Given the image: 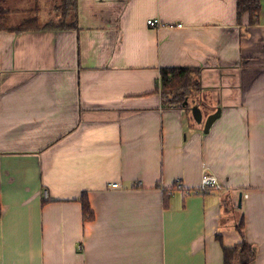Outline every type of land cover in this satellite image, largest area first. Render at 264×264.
I'll return each instance as SVG.
<instances>
[{
	"label": "crops",
	"instance_id": "1",
	"mask_svg": "<svg viewBox=\"0 0 264 264\" xmlns=\"http://www.w3.org/2000/svg\"><path fill=\"white\" fill-rule=\"evenodd\" d=\"M33 1L46 25L58 0ZM262 4L77 0V28L0 29V264H224L241 219L264 264ZM177 65L201 68L188 107L159 91Z\"/></svg>",
	"mask_w": 264,
	"mask_h": 264
},
{
	"label": "trees",
	"instance_id": "2",
	"mask_svg": "<svg viewBox=\"0 0 264 264\" xmlns=\"http://www.w3.org/2000/svg\"><path fill=\"white\" fill-rule=\"evenodd\" d=\"M55 5L57 14L50 17L46 25L42 24L39 15H30L22 18L18 24L10 25L9 17L12 11L17 10L10 6L9 0H0V29H8L17 32L27 31L41 27L77 28L78 27V6L77 0H58ZM262 0H237V14L241 20L244 14H249L250 23L259 22L262 11ZM201 68L197 66H167L162 67L159 91L164 105H176L188 107L191 98L200 89ZM177 186V185H176ZM175 189V187H173ZM199 189V188H198ZM196 189L194 193L205 191ZM168 192V191H166ZM167 196V195H166ZM84 215L86 218H93L94 212L86 196L82 198ZM167 203V202H166ZM0 203V217H1ZM242 234V240L231 247H224V264H250L256 259V250L250 245L244 234V220L238 225Z\"/></svg>",
	"mask_w": 264,
	"mask_h": 264
},
{
	"label": "built area",
	"instance_id": "3",
	"mask_svg": "<svg viewBox=\"0 0 264 264\" xmlns=\"http://www.w3.org/2000/svg\"><path fill=\"white\" fill-rule=\"evenodd\" d=\"M147 23L150 26L156 27V28H161L162 26L171 27V28L177 27V26H182L180 23H164L159 18H155V17L149 18L147 20ZM176 183H177L176 185L178 188L183 189L181 179H178L176 181ZM113 186H118V184L115 183ZM211 187L221 188L222 185H221L219 179L217 178V176H215L213 174L206 173L202 178V184L199 187V189L202 191H205V192H209ZM187 192L190 193L191 191H187Z\"/></svg>",
	"mask_w": 264,
	"mask_h": 264
},
{
	"label": "rangeland",
	"instance_id": "4",
	"mask_svg": "<svg viewBox=\"0 0 264 264\" xmlns=\"http://www.w3.org/2000/svg\"><path fill=\"white\" fill-rule=\"evenodd\" d=\"M9 3L10 6L14 9L17 8V10H14L12 11V13H10V19H13V21L20 23L22 21L23 16L25 15V12L27 13V15H36V12L33 10L35 8L33 0H9ZM39 17L41 22L45 21V18L43 17L42 13H39Z\"/></svg>",
	"mask_w": 264,
	"mask_h": 264
},
{
	"label": "water",
	"instance_id": "5",
	"mask_svg": "<svg viewBox=\"0 0 264 264\" xmlns=\"http://www.w3.org/2000/svg\"><path fill=\"white\" fill-rule=\"evenodd\" d=\"M220 113H221V108L219 107L215 113H213L207 117V119L205 121V125H204L205 131H207L210 128L212 120L217 118V116H219Z\"/></svg>",
	"mask_w": 264,
	"mask_h": 264
}]
</instances>
